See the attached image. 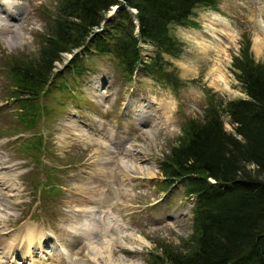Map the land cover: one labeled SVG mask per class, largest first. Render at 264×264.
<instances>
[{"label": "rangeland", "instance_id": "rangeland-1", "mask_svg": "<svg viewBox=\"0 0 264 264\" xmlns=\"http://www.w3.org/2000/svg\"><path fill=\"white\" fill-rule=\"evenodd\" d=\"M59 1L0 0V264L30 263L21 258L27 225L49 235L43 244L49 264H106L107 255L115 264H152L163 249L185 252L193 203L180 185L163 189L161 164L178 144L184 122L203 119L208 93L223 103L247 99L233 57L247 39L254 61L264 65V0H219L215 9L196 8L191 25L170 26L182 51L163 54V68L176 77V91L142 68L125 77L111 56L91 52L73 76L64 67L71 55L64 53L41 92L40 112L25 118L7 65L14 59L37 63ZM140 48L150 62L156 49L145 43ZM222 121L232 132L226 114ZM109 214L116 228L102 224ZM137 236L146 245L140 248ZM65 243V257L52 251ZM40 252L32 249L34 260Z\"/></svg>", "mask_w": 264, "mask_h": 264}, {"label": "trees", "instance_id": "trees-1", "mask_svg": "<svg viewBox=\"0 0 264 264\" xmlns=\"http://www.w3.org/2000/svg\"><path fill=\"white\" fill-rule=\"evenodd\" d=\"M218 1L60 0L37 63L14 59L7 65L19 111L25 118L40 112L41 92L64 53L71 55L64 67L73 76L91 52L111 56L125 77L142 68L176 91V77L163 68V54L182 51L170 26L191 25L196 8L215 9ZM114 7L115 17H106ZM140 43L156 49L150 62L141 57ZM249 46L244 40L232 63L247 99L223 103L208 93L203 119L184 122L178 144L161 164L164 190L177 184L195 197L193 229L185 252L163 249L152 264H264V65L254 61ZM223 114L232 132L224 130Z\"/></svg>", "mask_w": 264, "mask_h": 264}, {"label": "bare ground", "instance_id": "bare-ground-1", "mask_svg": "<svg viewBox=\"0 0 264 264\" xmlns=\"http://www.w3.org/2000/svg\"><path fill=\"white\" fill-rule=\"evenodd\" d=\"M115 9H116V11H117V7H114ZM113 10V9H112ZM0 30L1 31H3V29H2V25L0 26ZM115 134H112V136H114ZM1 163L2 162H0V165H1ZM5 166V165H4ZM2 167V166H1ZM132 167H134V165L132 166ZM5 168V167H4ZM134 169V168H133ZM138 170V169H137ZM127 174V173H126ZM128 176V175H127ZM5 176L4 175H0V180L2 179V178H4ZM3 196V195H2ZM122 200V199H121ZM0 211H1V209H0ZM106 220H108L107 221V223H102V224H104V227H107V228H116V226H118L119 225V223H118V221H115L114 219H112V216L109 214L107 217H106ZM106 224H107V226H106ZM88 229H86L87 231H89V227H87ZM113 230V229H112ZM120 231V230H119ZM116 232H118V230L116 229ZM21 233V232H20ZM108 233V232H107ZM24 234V236H25V240H26V246H25V251L22 253L23 255H21V258L23 259V261H24V259H29L30 260V263L29 264H49L48 262H49V260L50 261H52V258L50 257V258H47V257H49L50 255L47 253H45V254H43V252H44V248H45V245H43L44 244V242H45V239H46V242H47V237L49 236H47L45 233H44V231H43V228H40L39 226H33V225H27L26 226V228H25V233H23ZM23 240V239H22ZM135 241L136 242H138L139 243V246H140V248L141 247H143L144 245H146L145 243V241L143 240V238L141 237V236H137L136 238H135ZM45 242V243H46ZM22 243V242H21ZM50 243V242H49ZM118 243V242H117ZM106 244V243H105ZM90 245V244H89ZM107 246V245H106ZM16 247V244H13L12 246H11V249H14V250H18V248H15ZM39 249L41 252H40V254H39V258L38 259H36V260H34V258H33V253H32V249ZM92 248H93V250H94V253L95 254H99V255H101L102 256V254H101V252L99 251V249L98 248H96V247H94V246H92ZM106 247H104V249H105ZM139 248V249H140ZM50 249V248H49ZM103 249V250H104ZM107 249V248H106ZM53 250H57V252H58V250H59V252L61 253V256H64L65 257V255L68 253V248L66 247V243L65 244H61L60 245V247L59 246H57L56 248H54V249H52V251ZM102 250V249H101ZM109 251V250H108ZM42 253V254H41ZM9 255H12L13 253H8ZM19 254V253H18ZM55 257H58V258H56V261H59V254H55L54 255ZM19 258V257H18ZM107 259H108V261H106L105 260V262H106V264H115V263H113V261H112V259H111V257H110V255H107V257H106ZM88 259L90 260L91 258L90 257H88ZM94 259H96L95 257H94ZM124 264V263H123Z\"/></svg>", "mask_w": 264, "mask_h": 264}]
</instances>
